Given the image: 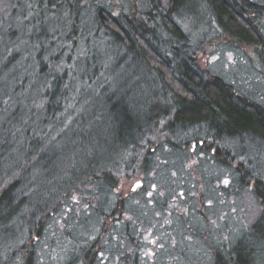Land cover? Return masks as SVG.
Instances as JSON below:
<instances>
[{"label": "trees", "instance_id": "trees-1", "mask_svg": "<svg viewBox=\"0 0 264 264\" xmlns=\"http://www.w3.org/2000/svg\"><path fill=\"white\" fill-rule=\"evenodd\" d=\"M19 2L11 7L0 30V264H12L18 247L26 244L25 248L33 234L41 236L44 207L54 197H66L73 190L79 194L90 182L105 183L107 191L114 192L118 177L132 163L136 168L141 160L147 161L149 145L156 142L153 136L167 137L166 143L169 137L184 145L204 142L215 150V161L218 158L223 168L236 159L248 160L250 164L241 162L235 169L237 183L253 184L264 214V171L256 163L261 149L264 152V108L200 68L196 55L208 36L194 42L189 27L193 21L182 6L184 0H170L164 9L152 0L149 10L140 15H115L98 7L95 32L86 41L89 34L80 18L83 0ZM200 2L209 9L207 25L216 33L248 46L263 45L264 4ZM32 4L39 33L28 44L9 47L10 39L15 41V28L22 37L24 28L30 26L18 24L16 17L24 21ZM58 15H65L64 22L48 28L50 19ZM13 27L14 35H8ZM52 30L54 35H50ZM61 41L64 45L58 47ZM66 44L75 58L66 56ZM17 48L23 53L20 58L16 53L9 55ZM140 86L148 88L145 99L138 97ZM83 99L95 107L88 114L75 111ZM15 150L19 156H14ZM64 150L73 155L83 150V156L68 162ZM219 155L225 158L219 160ZM125 204L119 201L111 211L104 202L98 215L95 211L97 225L86 241L78 242L85 260H90L98 240L95 234L102 232L107 220L122 234H132L134 221L124 213ZM26 207L30 214L23 213ZM262 234L264 224L259 217L236 243L222 242L215 264H264ZM30 248L18 264H34Z\"/></svg>", "mask_w": 264, "mask_h": 264}, {"label": "rangeland", "instance_id": "rangeland-1", "mask_svg": "<svg viewBox=\"0 0 264 264\" xmlns=\"http://www.w3.org/2000/svg\"><path fill=\"white\" fill-rule=\"evenodd\" d=\"M19 1L0 0V30L13 10L11 7L19 4ZM155 1L160 9L167 8L170 2ZM252 1L264 4V0ZM57 4L54 7H58ZM82 4L80 18L84 21L83 28L87 30L85 34H89L83 39L86 41L95 32L94 16L98 7H104L115 15H128L131 12L140 15L149 10L152 0H83ZM182 6L189 13L190 21H193V26L189 27L194 42L208 36L203 50L196 55L200 68L221 77L238 94L264 108V42L263 45L248 46L223 33H216V29L207 25L210 11L200 0H184ZM29 10L24 21L18 15L16 22H27L30 26L24 28L22 37L18 27L15 28V41L12 43L10 39L9 47L15 44L20 47L24 41L27 43L35 39L39 33L37 10L33 4ZM63 20L65 15L55 16L48 22V28L60 27ZM61 27L66 28L65 25ZM260 28L264 35V18ZM12 31L14 27L8 31V35ZM51 33L54 35L55 31ZM59 43L58 47L64 45L62 41ZM66 46V56L75 58L70 44ZM14 53L17 58L23 55L19 48L9 51V55ZM28 56L30 58L31 55ZM125 73L127 70L121 74ZM137 94L140 99H145L149 95L148 88L140 86ZM89 105L90 101L83 99L75 111L88 114L94 107L90 108ZM147 106L154 108L157 105ZM153 137L152 141L156 142L149 145L147 161L146 158L141 160L136 168H133V163L129 168L126 165L130 170L118 177L114 192L107 191L105 183L90 182L87 189L79 194H75L78 190H73L68 193L69 196L54 197L44 207L41 236L38 237L39 233L33 234L25 248L26 244L18 247L12 264L25 260L33 245L30 250L34 251V264H215L216 249L221 248L222 242L236 243L259 217L264 224V214H261L262 207L253 193V184L243 187L237 183L235 169L242 162L236 159L237 155L228 168H223L218 158L215 161V150L204 142L200 146L195 142L184 145L182 140L174 137H169V143L163 141L167 137ZM231 146L230 149L234 150ZM247 150L251 153V162H254L252 145L249 144ZM13 152L16 153L14 156L19 154L16 150ZM63 152L68 162L83 156V150H77L76 155L67 150ZM219 156V160L225 158ZM256 160L258 169L264 171L262 149ZM242 163L244 166L250 164L248 160ZM54 166L58 167L59 164L54 163ZM119 201H126L124 213L134 221H131L134 231L128 237L115 227L114 222L107 220L102 232L99 230V234L97 230L95 234L98 240L89 255L90 260H85V256L79 252L78 242L86 241L97 225L95 211L98 215V210L104 208V202L106 208L112 211ZM23 213L30 214L31 210L26 207ZM261 240L264 242V238L261 237Z\"/></svg>", "mask_w": 264, "mask_h": 264}]
</instances>
